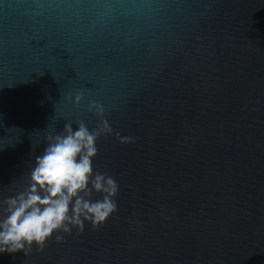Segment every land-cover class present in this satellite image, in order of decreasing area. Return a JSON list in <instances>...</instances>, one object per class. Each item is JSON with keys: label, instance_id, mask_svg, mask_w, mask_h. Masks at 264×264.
I'll return each mask as SVG.
<instances>
[{"label": "water", "instance_id": "water-1", "mask_svg": "<svg viewBox=\"0 0 264 264\" xmlns=\"http://www.w3.org/2000/svg\"><path fill=\"white\" fill-rule=\"evenodd\" d=\"M88 100L118 211L0 264H264V0H0V198Z\"/></svg>", "mask_w": 264, "mask_h": 264}, {"label": "clouds", "instance_id": "clouds-1", "mask_svg": "<svg viewBox=\"0 0 264 264\" xmlns=\"http://www.w3.org/2000/svg\"><path fill=\"white\" fill-rule=\"evenodd\" d=\"M67 99L79 106L83 96ZM86 110L98 117L99 124L90 129L80 120L74 129L67 122L62 131L49 134L43 152L32 162L27 185L0 198V254L42 251L53 237L63 242L74 229L82 232L86 223L101 226L118 211L120 185L95 167L97 144L101 136L112 134L122 144L134 138L114 133L101 102L88 100Z\"/></svg>", "mask_w": 264, "mask_h": 264}]
</instances>
